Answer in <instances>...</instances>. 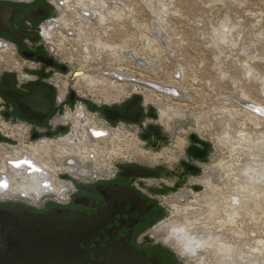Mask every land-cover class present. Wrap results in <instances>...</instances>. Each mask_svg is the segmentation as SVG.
Listing matches in <instances>:
<instances>
[{
    "label": "rangeland",
    "instance_id": "374dc122",
    "mask_svg": "<svg viewBox=\"0 0 264 264\" xmlns=\"http://www.w3.org/2000/svg\"><path fill=\"white\" fill-rule=\"evenodd\" d=\"M75 2L68 0V6L61 5L53 16L61 20L54 28L60 33L50 29L52 43L47 45L57 40L69 69L96 80L88 89L79 88L74 81L79 94H86L94 106L119 104L137 96L154 112L157 124L170 132V143L175 145L170 148L181 151L190 132L209 145V155L195 178L197 188L184 191L183 200L160 197L161 201L166 198L167 239L176 246L178 263L226 264L233 259V264H264V114L247 103L264 106V0H82L81 5H89L85 11L89 18L72 9ZM100 2H107L114 11L108 12ZM115 68L138 81L114 79L107 72ZM60 78L67 82L68 77ZM152 82L167 84L177 95L152 89L147 85ZM78 83L82 84L81 80ZM77 111H83L78 104L73 116ZM89 111L84 110V115L98 123L96 112ZM166 117L167 123L161 120ZM74 135L72 129L57 142L63 141L59 145L64 146L68 138L77 144ZM139 135L124 124L123 129H111L106 139L85 137L95 154L87 161L75 152L56 156L57 151H48L49 157L43 158L51 162L50 176L68 170L76 178L88 175L86 163L108 173L115 164L113 159L118 161L116 165L162 163L170 151L168 144L153 152ZM35 139L29 137L24 146L38 141ZM23 148L10 158L21 157L28 151ZM149 152H162L163 156L151 163ZM66 157L75 159L78 167L63 166L60 161ZM55 178L56 184L66 185ZM205 178L210 181L208 187L200 183ZM176 205L181 213L174 212ZM172 226L183 228L186 238L215 245L190 252L170 233ZM216 243L230 248L232 257L216 252Z\"/></svg>",
    "mask_w": 264,
    "mask_h": 264
},
{
    "label": "flooded vegetation",
    "instance_id": "af4514ba",
    "mask_svg": "<svg viewBox=\"0 0 264 264\" xmlns=\"http://www.w3.org/2000/svg\"><path fill=\"white\" fill-rule=\"evenodd\" d=\"M57 13V8L47 0H0V85L6 84L10 92L21 96L24 102L39 83L48 87L49 94L48 109L42 113L28 109L27 104L20 109L0 91V120L24 121L39 131V134L31 132L32 135L56 138L67 135L72 129L76 132L72 112L76 111L78 103L83 113L94 110L97 115L94 119L108 120L105 108L122 113L128 103L136 99L141 109L139 119L136 122L108 120L111 127L118 129L124 123L140 134L144 146L151 151L159 150L162 144H168L166 149L170 151L167 150L166 159L155 166L128 161L110 173L90 172L85 167L88 175L71 177V194L64 204L39 203L27 198L0 202V264H179L173 249L176 246L167 239L166 198L161 201L160 197L183 200L184 191L197 188L195 178L209 155V145L205 158L190 155L188 147L203 148L201 143L191 140L193 132H190L185 135L186 144L181 151L170 148L175 146L170 143V132L157 124L154 112L145 108L137 96H130L119 104L105 103L91 109L86 94H79L73 85L77 71L69 69L66 56L55 44L56 38L52 46L47 45L52 43L48 33H51V19ZM64 76L68 79L62 83L58 79L63 81L60 77ZM39 95L45 97L47 92L39 91ZM150 127L157 128V133ZM9 129L6 126L8 132H4L15 138ZM42 143L30 146L20 143L18 147L28 151H23L18 159L25 154L30 158L32 148ZM10 149L14 154V148ZM53 160L57 161L55 157ZM71 161V158L62 159L60 163L72 165ZM134 166L151 174L134 175L131 170ZM162 226L165 231L167 228L166 238H163Z\"/></svg>",
    "mask_w": 264,
    "mask_h": 264
},
{
    "label": "bare ground",
    "instance_id": "6f19581e",
    "mask_svg": "<svg viewBox=\"0 0 264 264\" xmlns=\"http://www.w3.org/2000/svg\"><path fill=\"white\" fill-rule=\"evenodd\" d=\"M61 1H62L61 3H63L65 5V7L68 6V4L66 3L68 0H61ZM81 2H82V0H76L75 5L72 7V9L75 10L76 12H78V14H80L81 16L89 18V16H91V15H86L85 14L86 13L85 11L87 10L89 5L87 3L81 5L82 4ZM100 5L102 7H105L108 10V12L113 10L111 5L108 4L107 2L106 3H101L100 2ZM100 18H101V20H104L105 17L100 16ZM65 24H67V23L65 22ZM16 67H18V66H16ZM107 73L110 74L116 80L132 81V82L133 81H138L136 78L127 77V76L123 75L122 73H119L118 71H111V72L108 71ZM79 80H81L82 84L78 83ZM74 81L76 82V86L79 85L78 86L79 88H80V86H85V88L88 89V87L92 86L93 83L96 80L93 79L90 75H88V74H86V73H84L82 71V72H78L76 74V78L74 79ZM150 84L155 86V88L152 87V89H154L156 91H159V92H163L166 95L175 96L174 93L177 92L173 88L168 86L167 84L164 85V84L158 83V82H152ZM247 103L251 104L252 107H256L259 112L264 114V106H262L261 104L255 103V102H250L248 100H247ZM248 104L246 105L247 107H248ZM78 114L75 115L74 119H73L74 120V124L73 125H75V131H76L75 132V140H78V142H76L77 144H75L73 142H69L68 141L69 139L67 138V140H64V146L59 145L63 141H58V142L57 141H55V142H53V141H44L41 145H35L32 148V154H30V159L33 162L41 161V163L39 162L38 164L41 167H44V168L43 169L40 168L38 171H34V172H32L31 170L28 171L27 170V168H28L27 165H19V166H17V165H13L12 164V161L19 160V159L18 158H10V157H12V156L13 157L14 156L17 157V155L19 153H21V151L19 152V150H17L19 148V147H17V145L12 144V142H16V141H12V142L10 141V140L14 139V137H10L9 134L5 133V132H8V131L5 130L6 126H9V128H10L9 130L16 131L15 133H18V135L19 134H24V135L28 134L29 135L28 129H24V126H19V124H16V123L14 124V127H13L12 126L13 124L10 121H6L5 119L0 120V131L3 132L6 135L5 139H3L2 142L0 141V146H1V149H2V154L0 155V158L3 159L4 162H5V164H1L0 165V174L6 175L8 177V179L12 182L11 183V187H10V191L12 193H15V194H18V195L22 194L27 199L32 200L33 202H35V201H38L37 199L40 197L39 195H41V194H43L44 192L47 191V190L41 189L40 186H39V183H40V180L43 181L46 178H48V176L50 177V173H48V172H51V174L53 172L52 166H50L51 162L44 161L46 159L43 158V157H45V158L49 157L48 156V151L51 152V150H49V149H44V147H48V145L55 144L54 146H55L57 152L56 153L54 152L55 154L54 153H52V154H54L56 156H58L59 154H62V156H63V155H67V154H71V153L75 152L74 154L84 155V161L85 160L87 161L88 158H93L95 156L93 149H90V148L87 147V145L85 143V137L86 138L92 137V138H95L97 141L101 140V139H106L105 137L108 135L107 132H106L107 130L102 125H97L96 124L97 122L96 123H94V121L92 122L91 118H88L87 116H85L83 112L80 113L78 111ZM163 114L164 113L161 112V114H160L161 118L163 117ZM79 117H80V119H79ZM161 120H163L165 123H167V121L169 119H168V117H166V119H161ZM18 126L21 127V128H17ZM38 141L42 142V140H40V139ZM38 141H36L34 143H36V144L40 143ZM181 141L182 140H179L178 143L180 144ZM20 143H23V145H24V142H19V144ZM30 144H33V143H30ZM80 145H83V147H81ZM2 146H5V147H2ZM10 148H14V154H12L10 152ZM94 150H96V149H94ZM96 151H98V150H96ZM24 156L29 157L26 154ZM109 156H110V154H109ZM147 156L149 157V162L153 163L154 161H157L160 158H162L163 153L162 152H155V153L149 152V153H147ZM22 158H20V159H22ZM95 159H96V157H95ZM96 160H98V159H96ZM71 162H72V165H75V166L78 165V163L74 159H72ZM111 171H113V169ZM4 183H7V182L4 181ZM4 183H2V184H4ZM200 183H204L207 187L210 186V181H209V179H206V178L202 179L200 181ZM63 190H66V186L63 185L62 183L58 185L55 182L54 188L53 189H48V192H50V193L54 192L56 194H59ZM173 208H174V212L177 213V214L181 213L183 211L181 209V207L177 206V205L174 206ZM187 212H188V210H187ZM192 212H194V211H192ZM171 229L172 230H171L170 233H173V235H176L178 241L183 244V248L188 250V251H190V252H196L197 250H201V249H203V250L210 249L212 247V245L215 243L214 242L212 244V243L208 242L207 240H203L201 242L199 240H196L195 238L194 239H191L189 237L186 238L183 235V228H181L180 226H175V227L172 226ZM168 231H170V228H169ZM216 245H217V243H216ZM217 246H216V252H221L222 254L226 253L227 257L231 256V252L232 251H231L230 248H227L226 246H222V244L221 245L219 244ZM213 247H215V246H213ZM232 261H233V259H232ZM232 261L227 262L226 264L235 263V262H232ZM242 262H244V261H242Z\"/></svg>",
    "mask_w": 264,
    "mask_h": 264
},
{
    "label": "built area",
    "instance_id": "2783aa9c",
    "mask_svg": "<svg viewBox=\"0 0 264 264\" xmlns=\"http://www.w3.org/2000/svg\"><path fill=\"white\" fill-rule=\"evenodd\" d=\"M47 1L50 2L51 4H53V6L57 8V10H59V8L61 7V5H63L61 3V1H58V0H47ZM85 14L86 15H89L88 12H86ZM51 20H52V22H51L49 28L50 29L52 28V30H53L54 33H55V31L57 33H59L58 32L59 30H56L54 28L55 27H58L59 26V23H61L60 18L59 17L58 18L53 17V19H51ZM47 29H48V27H47ZM45 31H46V28H44L43 33ZM108 67H110V66H108ZM114 71H118L117 68H115ZM174 95H177V94L174 93ZM78 106L81 107L80 103H78ZM90 113L92 114V112H90ZM96 121H98V123H97L98 125L101 123L107 129V131L109 133L111 132V129L113 130V127H111V125H110V123H109L108 120H106V119H96ZM15 123L16 124H19V126H24V129H28V133H29V135L28 134H26V135L19 134V137H15L14 139L10 140L11 142L12 141H16L15 145H18L19 142H27L28 138L32 136V133L31 132H33V131H35V132H37L39 134V131L37 129L33 128L30 124L25 123L24 121H14V122H12V124H13L12 126L13 127H14V124ZM123 125L124 124H122L121 127H119V128H122L123 129ZM19 126L17 128H21ZM126 127L128 129L134 131V134L137 137L138 133H137V131L134 128H132V127L129 128L127 125H126ZM118 129H116V130H118ZM14 132H16V131H14ZM0 136L2 138V139H0V141H2L3 139H5V136L6 135L3 132L0 131ZM62 137H64V136H58L56 138L47 137V136H40V137L38 136V138L36 137V139L35 138H33V139H35V140H39L40 139V140H42L44 142V141H57L58 139H61ZM30 141H32V140H30ZM44 149H49V150L52 151V153H54V151H56V148L54 147V145H48V147H44ZM70 158L71 157H66L64 159H70ZM46 160L49 161L48 159H46ZM52 160H53V158H52ZM23 161H25L27 164L26 163H23ZM39 162L40 161L32 162V160L29 157L26 156V157H23L22 159L12 161V164L15 165L16 163H21V165H27V167H28L27 170L28 171L31 170L32 172H34V171H38L40 168H42V169L44 168V167H41L38 164ZM113 162H115V164H112V167H113L112 169L115 170L118 167L119 163L116 165V162H118V161H116L115 159H113ZM1 164H5V162H4L3 159L0 158V165ZM63 166L70 167V165H63ZM90 166L91 165H88V163H86L84 165V168L85 167H88L89 170H91L90 172H92V171H100L102 169L101 168V169L98 170L97 167H95V166L94 167L93 166L90 167ZM105 172H107V171H105ZM64 174H67L66 177H63L62 176ZM69 175H70V172H67V171H63V172L60 171L59 172V171H57L56 172V176H55L56 178L53 177V176H50V177L48 176V178H46L45 180H43V181L40 180V183H39L40 188L41 189H44V190H47V191L44 192L43 194L39 195L40 197L37 199L38 201H40L39 203L46 202V201H54V202H57V203L64 204L67 201V199L69 198L70 194H71V177L73 175H71V176H69ZM54 178H55L56 181L57 180L58 181L60 180L61 182H66V185H65L66 186V190H63L59 194H56L54 192H51V193L48 192V189H53L54 186H55ZM4 181L7 182V186L2 184V183H4ZM11 183L12 182L8 179V177L6 175L0 174V202H6L10 198L13 199V200H16L17 199V200H20V201L25 200L26 197L24 195H22V194L18 195V194L12 193L10 191Z\"/></svg>",
    "mask_w": 264,
    "mask_h": 264
},
{
    "label": "water",
    "instance_id": "95a60500",
    "mask_svg": "<svg viewBox=\"0 0 264 264\" xmlns=\"http://www.w3.org/2000/svg\"><path fill=\"white\" fill-rule=\"evenodd\" d=\"M78 72H76L77 74ZM75 74V75H76ZM39 86H37L34 90H33V95H31L30 98H28L27 102H24V99L21 98V96H19L16 93H12L10 92V90L8 89V87L6 86V84L0 85V91L6 96L11 98L14 102H16V104L18 105V107L21 109L23 108V106L25 104H27L28 109L33 110L34 112H45L48 109L49 106V94H48V87L43 84V83H39ZM147 85H149L150 87L155 88V86H153L152 84L148 83ZM39 91H46L47 95L45 97H40L39 95ZM35 92V94H34ZM39 95V96H38ZM42 99H40V98ZM104 114L106 116V118L108 120H117V119H124L130 122H136L140 115H141V109L140 107L137 105V100H133L132 102L128 103V105L125 108V111L120 113L118 111L115 110H110L109 108H105L104 109ZM26 117L28 118H32L35 119V117L29 115V114H24ZM37 119V118H36ZM38 120V119H37ZM154 129V132L157 133V128H151L150 130ZM33 138L37 137V134H33L32 135ZM192 141H197L199 143H201L203 145V148H196L195 146H190L187 148V152L194 156V157H200V158H205V151L206 148L208 146V143H206L205 141L200 140V137H198L195 133H192L190 136ZM0 139L1 136H0ZM132 173L134 175L137 176H148L151 173L146 172L143 168H140L138 166H134L131 168Z\"/></svg>",
    "mask_w": 264,
    "mask_h": 264
},
{
    "label": "trees",
    "instance_id": "16d2710c",
    "mask_svg": "<svg viewBox=\"0 0 264 264\" xmlns=\"http://www.w3.org/2000/svg\"><path fill=\"white\" fill-rule=\"evenodd\" d=\"M139 98V97H138ZM91 109H94L95 107H94V105L93 104H91V107H90Z\"/></svg>",
    "mask_w": 264,
    "mask_h": 264
}]
</instances>
